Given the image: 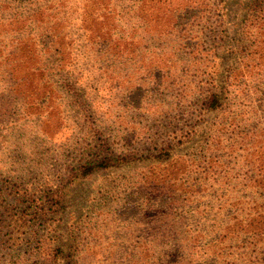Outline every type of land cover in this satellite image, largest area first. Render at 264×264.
Listing matches in <instances>:
<instances>
[{
	"label": "trees",
	"instance_id": "1",
	"mask_svg": "<svg viewBox=\"0 0 264 264\" xmlns=\"http://www.w3.org/2000/svg\"><path fill=\"white\" fill-rule=\"evenodd\" d=\"M231 1L239 13L238 39L226 48L222 39L212 37L222 26L225 0H0V125L5 130L4 119L20 112L24 120L35 121L43 140L69 132L72 123L57 110L62 102L58 104L61 95L55 93L58 87L52 89L54 84L83 95L110 118L125 89L166 84L179 96L172 112L190 113V100L198 98L207 111L220 112L209 146L225 142L231 154L237 152L243 179L233 181L230 168L209 154L205 161L177 157L162 172L142 177L138 193L146 197L145 205L149 200L155 203L137 216L145 226L143 245L132 238L127 246H110V264H264V0ZM17 4L30 6L29 15L14 13ZM63 4L65 13L60 11ZM45 19L52 20L55 29L49 30L51 43L43 47L29 27ZM220 51L225 53V75L219 83L210 78L204 88V81L199 85L195 78L212 72L217 76L223 66ZM17 106L20 111L14 110ZM134 107L154 113L157 106L145 93ZM104 132L96 133L102 142L97 153L69 163L51 196H45L49 211L63 209L62 189L78 177L127 162V156L104 152ZM166 147L148 160L166 159L170 145ZM219 167L226 175L216 174ZM0 174L9 175L1 157ZM211 179L215 181L208 183ZM4 190L0 184L1 222L7 227L5 234L1 228L0 247L14 241L9 227L24 222L8 209L9 202L19 198L8 201ZM15 195L21 196L18 191L11 196ZM40 211L33 212L34 218L46 216L45 207ZM188 220L197 227L185 233L182 226ZM69 236L72 254L64 257L58 242L41 249L36 264L65 259L71 264L77 248ZM101 262L93 254L84 264Z\"/></svg>",
	"mask_w": 264,
	"mask_h": 264
},
{
	"label": "rangeland",
	"instance_id": "2",
	"mask_svg": "<svg viewBox=\"0 0 264 264\" xmlns=\"http://www.w3.org/2000/svg\"><path fill=\"white\" fill-rule=\"evenodd\" d=\"M17 5L18 7L12 10L14 13L29 15L26 12L30 10V6L26 9L25 4ZM65 8L63 4L60 11L65 13ZM221 12L222 26L216 27L218 33L212 37L222 39L221 43L227 48L228 44H237L238 36L235 34L239 27L235 24L238 23L239 13L231 0H225ZM53 23L52 20L45 19L29 27L30 31L41 39L43 47L51 43L49 30L55 29ZM1 45L0 42V51ZM219 55L223 66L218 67L217 76H213L212 72L204 78L196 77V81L200 80L199 85L202 80L203 86L205 83L210 84L212 77L216 83L221 82L225 75L226 61L224 52L220 51ZM53 87L54 90L58 87L59 91L55 93L61 95L58 104L62 102V106L57 107V110H61L72 123L69 132L63 136L61 133L51 135L43 140L40 128H35V121L24 120L20 112L10 119H4L6 130L0 125V157L9 169V175L6 177L0 174V184L5 187V197L8 201L13 197L19 198L17 203L9 202L8 209L17 219L24 218V222L17 223L18 227H9V234L13 231L11 234L14 241L0 247V264H36L37 258L41 256L38 252L43 248L54 247L58 242L65 249L63 256L67 258L72 254L69 250V234L77 248L76 254L70 258L71 264H84L85 259H90L93 254L97 259L101 258L102 264H110L107 259L110 246L116 249L127 246L132 238H135L139 245H143L140 239L145 234V226L142 217L137 216L141 214L143 207L145 211L155 203L149 200L145 205L146 197L143 198L138 193L141 179L149 174L162 172V169L177 157L188 156L205 161L209 154L215 161L230 168L229 174L233 175V181L235 178L238 180L239 176L244 178V169L236 157V150L231 154V148L225 142H219L215 147L209 146L210 133L218 129L221 114L207 111L202 98L193 101L191 99L190 105L193 106L190 113L179 115L172 112L177 108L175 104L178 103L179 96L170 93L166 84L158 87L146 84L140 89L136 86L132 90L123 91L125 93L120 95L119 100L121 103L119 107L112 108L110 118L108 112L101 107L90 106L83 95L73 94L61 83L54 84ZM145 93L157 106L153 109L154 113H142L134 107L137 102L141 103ZM53 102L50 103V108L57 106H54ZM171 106L172 109L169 108ZM19 108L20 106H17L14 110L20 111ZM108 119L110 120L107 121ZM104 130L105 135L101 136L107 140L104 152H111L113 157L127 156V162L107 170L96 171L87 178L78 177L62 189L63 209L58 208L59 213L49 211V205L46 204L49 200H43L45 196H51L60 178L66 174L69 163H77L83 156L90 157L97 153L102 142L96 133ZM122 130H126V133ZM168 144L170 148L166 159L148 160L149 157L158 155L160 148H167ZM223 170V167H219L216 174L226 175ZM221 178L217 179L222 181ZM214 181L215 179H211L208 183ZM15 191L21 196H11ZM31 199L34 202H31ZM41 206L46 208V216L41 213L34 218L33 212H41ZM11 213L9 211V214H6ZM212 214L214 212L209 214L210 217ZM142 216L144 217V212ZM1 218L2 215L0 231L4 227L1 233L5 234L7 227L1 222ZM196 227L188 220L184 221L182 230L188 233ZM133 229L135 232L132 234ZM74 242L72 241V244ZM56 264L67 262L65 259Z\"/></svg>",
	"mask_w": 264,
	"mask_h": 264
}]
</instances>
